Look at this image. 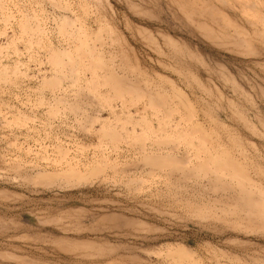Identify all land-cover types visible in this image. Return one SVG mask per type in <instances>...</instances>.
<instances>
[{"label":"rangeland","instance_id":"374dc122","mask_svg":"<svg viewBox=\"0 0 264 264\" xmlns=\"http://www.w3.org/2000/svg\"><path fill=\"white\" fill-rule=\"evenodd\" d=\"M0 264H264V0H0Z\"/></svg>","mask_w":264,"mask_h":264}]
</instances>
